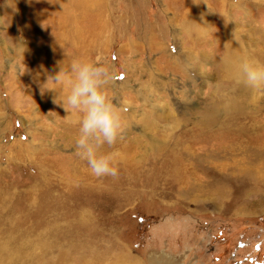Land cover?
I'll return each mask as SVG.
<instances>
[{"label": "rangeland", "instance_id": "rangeland-1", "mask_svg": "<svg viewBox=\"0 0 264 264\" xmlns=\"http://www.w3.org/2000/svg\"><path fill=\"white\" fill-rule=\"evenodd\" d=\"M84 1L101 46L71 36L60 52L111 70L117 174L91 175L57 93L41 92L59 30L0 0V264H20V246L53 262L65 249L64 264H264V87L234 68L264 64V0Z\"/></svg>", "mask_w": 264, "mask_h": 264}, {"label": "clouds", "instance_id": "clouds-1", "mask_svg": "<svg viewBox=\"0 0 264 264\" xmlns=\"http://www.w3.org/2000/svg\"><path fill=\"white\" fill-rule=\"evenodd\" d=\"M6 2L14 11L8 0ZM235 73L249 88L264 87V64L241 57L235 65ZM111 79V70L105 64L75 57L58 61L54 73H48L41 84L42 93H57L54 102L66 112L65 123L76 129L74 151L86 161L95 177L116 176L117 159L111 149L125 129L121 110L109 94Z\"/></svg>", "mask_w": 264, "mask_h": 264}, {"label": "crops", "instance_id": "crops-1", "mask_svg": "<svg viewBox=\"0 0 264 264\" xmlns=\"http://www.w3.org/2000/svg\"><path fill=\"white\" fill-rule=\"evenodd\" d=\"M22 1H23L22 2L23 5L21 7L22 10L20 12H23L26 14L29 13L33 15L32 22L34 20L35 28H37V30H41V32H44L45 28H47V26L44 28V24H52L51 27H53V29L57 28L59 30L58 32L59 37H57V42L53 43L56 45L50 46L51 49H53V46L58 47L59 53L57 52L58 53L57 56L52 57L50 60L61 61V60H64L65 58H68L69 55L65 54L63 51L60 52V48L61 50L63 48L66 49L68 46L66 45L67 37L71 38V36H73L72 39H69L71 40L70 42H73L72 45L74 47L76 46L80 47V50L79 49L78 50L79 52H82V53L86 52V50L92 48L94 45H100L98 42H100L99 40L103 37V30L105 27H102L101 25L97 26L96 24L97 18L96 17L92 18L93 16L90 10L87 13V11L85 10L86 3L84 0H78V1L76 0H26V1L22 0ZM76 2L79 3L77 4V6H79L78 10H76L74 7L75 6L74 4ZM184 14H185L184 23L187 24L190 22L192 16H189L187 11ZM87 18L89 21L88 24H86L85 22L87 21ZM90 19H91V22H90ZM95 37L98 41L95 40ZM35 46L39 48L42 45L36 44ZM44 49L43 51L46 50ZM41 59L45 60V58H41ZM50 60L49 59L48 61L45 60V62L47 63H45V66L43 67V69H48L51 71V73H54L55 64L51 63ZM49 61L50 63H48ZM42 82L43 80H41V83Z\"/></svg>", "mask_w": 264, "mask_h": 264}, {"label": "bare ground", "instance_id": "bare-ground-1", "mask_svg": "<svg viewBox=\"0 0 264 264\" xmlns=\"http://www.w3.org/2000/svg\"><path fill=\"white\" fill-rule=\"evenodd\" d=\"M94 38V37H93ZM101 40V39H100ZM80 46V45H79ZM37 47V46H36ZM39 47V46H38ZM44 47V46H43ZM80 48V47H79ZM239 48V47H238ZM237 48V49H238ZM44 49V48H43ZM91 49V48H90ZM86 50V49H85ZM239 50V49H238ZM237 51V50H236ZM232 52V51H231ZM260 53V52H259ZM85 54V53H84ZM80 56V55H79ZM83 56V55H82ZM59 61V60H58ZM58 61H56V60H53L51 63H54V62H58ZM61 61H63V60H61ZM47 65V64H46ZM51 65V64H50ZM43 67H44V65H43ZM48 67V66H47ZM51 67V66H50ZM52 67H54V66H52ZM234 67V66H233ZM235 68V67H234ZM229 69V68H228ZM231 70V72H232V69H230ZM234 71V70H233ZM40 75V74H39ZM52 93H53V91H52ZM54 96V95H53ZM63 113H66V112H63ZM46 174V173H45ZM43 175V174H42ZM45 176V175H44ZM46 178V177H45ZM73 181H75V180H73ZM41 182V181H40ZM39 182V183H40ZM44 182V181H43ZM66 184L67 185H69L71 182H72V179L70 180H68V179H66ZM41 184V183H40ZM39 184V185H40ZM51 185V184H50ZM70 186V185H69ZM72 186V185H71ZM75 186V185H74ZM44 187V186H43ZM46 187V186H45ZM62 187V186H61ZM43 189V188H42ZM47 189V188H46ZM33 193L34 192V190L33 191H30L29 192V194L27 193L26 194V197H27V199H29V202H30V204H31V202L33 201V199H36L38 196L36 195V197H34V195L33 194H30V193ZM49 192V191H48ZM49 194V193H48ZM57 194V193H56ZM54 198V197H53ZM3 202L5 203V200H3ZM57 217V216H56ZM55 220V219H54ZM54 226H52L51 227V229L49 228V230L47 231L46 230V232H44L43 231V233H40L39 232V236H40V238L42 237V239H43V237L44 236H46L49 232H51V233H53L54 231H57V232H60V230H61V226L60 227H58L57 226V223L55 224V223H52ZM60 224V223H59ZM70 225V224H69ZM46 227V226H45ZM47 227H49V226H47ZM46 227V228H47ZM42 230H43V228H42ZM59 230V231H58ZM42 234V235H41ZM20 235V234H19ZM11 238V237H10ZM12 240V239H11ZM41 243V242H40ZM41 245V244H40ZM6 246V245H5ZM48 246V245H47ZM54 246V245H53ZM51 250V247L49 248L48 247V250L47 251H50ZM45 249L43 250V251H41L40 252V254H38V255H36V256H33V259L32 260H28L27 259V251L23 248V247H21L20 246V248L18 249V253H19V258L17 259V258H15V260L17 261V262H19V261H21V263L20 264H64L65 262H67V260H66V256H67V252L65 253V249L64 250H60V252H59V257H58V260H57V262H53L52 261V259L50 260V259H46L45 258ZM10 251H8L6 248H4L3 246H0V253H1V255L3 254V253H6L7 255H10V253H9ZM29 252V251H28ZM30 255V254H29ZM8 257V256H7ZM11 259V258H10ZM83 259V260H82ZM81 259V261H80V263H84V264H86L87 262L85 261V259L84 258H82ZM80 260V259H79ZM158 262V261H157ZM156 262V263H157ZM11 263H15L13 260H10L9 262H3L2 264H11ZM68 263H69V261H68ZM90 263V262H89ZM155 263V264H156ZM18 264V263H17ZM101 264V263H100ZM158 264H161L160 262H158Z\"/></svg>", "mask_w": 264, "mask_h": 264}]
</instances>
